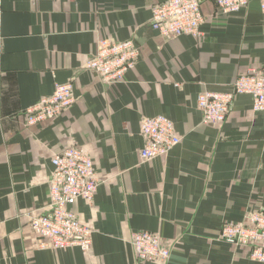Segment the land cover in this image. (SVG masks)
<instances>
[{"label": "crops", "instance_id": "1", "mask_svg": "<svg viewBox=\"0 0 264 264\" xmlns=\"http://www.w3.org/2000/svg\"><path fill=\"white\" fill-rule=\"evenodd\" d=\"M161 1L0 0V264H160L136 259L138 230L174 243L168 264H264L219 237L225 223L264 210V113L241 94L216 126L197 105L200 92L226 91L248 68L264 67L260 0L229 16L201 0L202 37L174 39L151 25L150 7ZM99 38L140 47L125 81L106 84L87 69ZM70 81L68 110L23 126L25 108ZM156 115L174 121L182 142L142 161L141 120ZM71 145L86 149L102 179L93 203L70 207L94 230L89 252L40 248L27 226L49 204L54 154Z\"/></svg>", "mask_w": 264, "mask_h": 264}, {"label": "built area", "instance_id": "2", "mask_svg": "<svg viewBox=\"0 0 264 264\" xmlns=\"http://www.w3.org/2000/svg\"><path fill=\"white\" fill-rule=\"evenodd\" d=\"M222 15H232L245 9L249 0H214ZM264 12V0H260ZM151 25L165 39L182 35L200 38L206 17L201 0H165L151 5ZM0 11V33H1ZM141 49L133 38L113 40L99 38L87 63V69L106 84L125 81L134 70ZM177 87L181 83H176ZM252 97L254 112L264 113V67L252 66L240 74L226 91L206 89L198 94L197 105L207 124L222 125L227 119L237 96ZM76 102L74 83H56L52 94L42 97L21 113L24 127H34L62 115ZM140 134L144 145L140 149L142 161L165 156L182 142L174 121L166 115L145 116ZM54 166L49 180V204L46 211L30 213L28 228L40 248L57 250L78 246L89 252L93 246V228L82 222L70 209L79 199L93 203L102 179L95 162L86 149L71 145L52 158ZM220 239L249 247L250 259L264 263V210L250 211L243 221L225 223ZM130 243L140 262L168 264L174 243L166 241L159 232L134 231Z\"/></svg>", "mask_w": 264, "mask_h": 264}]
</instances>
